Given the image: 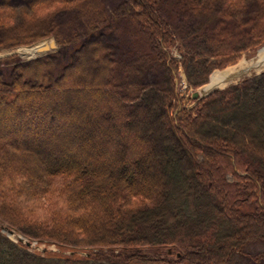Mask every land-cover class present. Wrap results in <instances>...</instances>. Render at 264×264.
<instances>
[{"label": "trees", "instance_id": "obj_1", "mask_svg": "<svg viewBox=\"0 0 264 264\" xmlns=\"http://www.w3.org/2000/svg\"><path fill=\"white\" fill-rule=\"evenodd\" d=\"M66 10L87 29L67 58L0 59V264H264V70L191 107L178 90L180 68L197 88L264 45V0H126L119 53L98 0L4 2L0 49L62 42Z\"/></svg>", "mask_w": 264, "mask_h": 264}, {"label": "rangeland", "instance_id": "obj_2", "mask_svg": "<svg viewBox=\"0 0 264 264\" xmlns=\"http://www.w3.org/2000/svg\"><path fill=\"white\" fill-rule=\"evenodd\" d=\"M30 0H0V4L7 2L11 3L13 6H22L25 5L29 2ZM104 7V9L107 11L108 14L110 15H115L120 11L121 9L126 7V0H98ZM121 13H118L116 15H120ZM80 12H77L76 10H66L63 12H58L55 14V19L58 22L59 26V36L62 40V42L58 41L55 37L49 36L45 37L41 40H38L32 44L29 45H19L16 47L12 48H3L0 49V59L5 58L6 56L10 55H15L17 59L21 61H27L31 59H35L38 57L46 56L49 54H56L60 52V54L63 56V58L68 57V52L66 51L67 49L71 48L72 43L68 42L67 39L70 37L77 38L76 40L81 42L83 41L87 36V29L83 23H81V19L79 17ZM203 16V15H202ZM201 15L193 16L192 18L189 15L183 16L182 14H179V20H195L198 21L201 17ZM129 19L125 14H121L120 16V24H117V28L111 29L109 33H105L104 38L102 39L105 45H111L112 50L115 52H118L117 49V41L121 38L123 34V28H128L129 26ZM103 30V29H101ZM104 31V30H103ZM108 32V31H106ZM264 48V45L259 46L254 52H243L240 57L236 60L235 63L230 64L225 66L222 69H215L211 72L209 75L208 81L197 87V88H190L187 87V82H186V77L183 72V70L180 68L179 69V82H178V90L181 93L182 96H184L187 100L184 101V105H187V107H191L194 105V99L193 98V93L198 92L199 95H202L204 93V90L202 89L204 85L208 84L210 81V78L214 72H221V73H226L228 72V75H230V78L221 86L217 87L218 89L225 88L231 84H235L238 82H241L243 79L250 77L254 74H258L261 71L264 70V66L262 67H257L255 63L258 60V54L259 51ZM174 56L178 57L179 55L177 54L176 50H172ZM119 53V52H118ZM91 66V63L88 62L86 65L82 67L83 71H81V75H79L77 78H80L81 76L83 78L86 77L85 80H75L77 81L75 85L78 87L77 91L82 92V94H85L84 97H88L90 92L94 90V86L100 87L101 84L100 79L98 76L95 77L93 73L89 70ZM95 72V71H94ZM101 73V72H100ZM98 73V74H100ZM97 74V75H98ZM156 73L153 71H149L147 73L146 79L149 81V79H152L153 76L155 77ZM215 89V88H214ZM29 90H34L33 88ZM58 91H60L58 89ZM106 93H111L110 90H105ZM120 93H122L120 91ZM182 103V105H183ZM177 112V109H176ZM9 119V118H7ZM8 122V121H7ZM3 124V122H2ZM9 123H5L4 126ZM3 128V125H1ZM1 132H5V129H2ZM18 132V131H17ZM21 131H19L20 133ZM89 135L87 134L86 137H82L81 139L84 142L90 143ZM3 226H1L2 228ZM10 239L13 241H18L21 240L23 243H25L27 240L26 237H24L22 234L15 232L13 230L12 234H7V232H4ZM252 252H259L264 250V244L259 243V244H254L250 247ZM30 250H37L39 252H44L45 250H50V251H59V249L54 245V244H49L46 245L44 243L41 244H36L35 241H31V245H29ZM63 254H70V251H63ZM81 254H84V252H80ZM175 256V255H174ZM178 256V255H177ZM234 259L236 261L234 262L235 264H248L247 260L242 258L241 256H236Z\"/></svg>", "mask_w": 264, "mask_h": 264}, {"label": "bare ground", "instance_id": "obj_3", "mask_svg": "<svg viewBox=\"0 0 264 264\" xmlns=\"http://www.w3.org/2000/svg\"><path fill=\"white\" fill-rule=\"evenodd\" d=\"M257 67H262L264 66V48H262L259 51L258 54V60L255 63ZM230 78V75H228V72L226 73H221V72H214L210 78V81L208 84L203 86L204 92L210 91L213 88H217L221 85H223L228 79Z\"/></svg>", "mask_w": 264, "mask_h": 264}, {"label": "water", "instance_id": "obj_4", "mask_svg": "<svg viewBox=\"0 0 264 264\" xmlns=\"http://www.w3.org/2000/svg\"><path fill=\"white\" fill-rule=\"evenodd\" d=\"M212 90H214V88L211 89L210 91H207V92L202 93V95H199V93L196 91V92L193 93V98H201V97L207 95L208 93H210ZM2 231L7 232V234H12L13 233V230L12 229H7L6 227H3L2 228ZM27 244H29V243H27Z\"/></svg>", "mask_w": 264, "mask_h": 264}]
</instances>
